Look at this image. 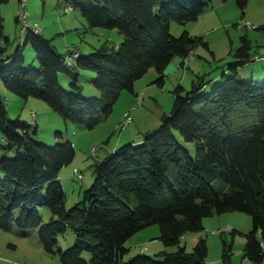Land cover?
<instances>
[{
    "label": "trees",
    "instance_id": "1",
    "mask_svg": "<svg viewBox=\"0 0 264 264\" xmlns=\"http://www.w3.org/2000/svg\"><path fill=\"white\" fill-rule=\"evenodd\" d=\"M9 1L0 0V35L5 43L10 39L4 34L2 8ZM57 1L59 7L80 12L93 29L119 31L124 42L120 46L107 42L70 65L67 57L73 53H59L42 29L40 33L26 29L23 45L13 55L4 58L5 49L0 48V77L7 92L39 99L65 122L88 130L109 119L123 93L134 94L136 83L151 69L159 75L156 84L164 87L165 71L175 57L186 61L199 44L208 47L188 32L176 38L172 25L197 22L213 0ZM236 1L244 11L251 0ZM258 30L264 32V26ZM242 42L239 60L229 66L232 76L225 74L208 94L204 77H198L189 92L178 86L173 109L163 115L156 132L146 134L141 145L125 144L94 163V183L72 209L66 206L61 173L77 157L74 144L68 141L52 148L38 142L37 120L30 124L10 119L0 92V130L7 150L16 153L0 159V228L38 230L46 252L60 256L63 264H208L207 241L201 239L188 252L181 246L182 238L204 231L206 218L240 212L250 215L254 225L245 235V259L263 263L264 83L242 81L239 75L241 68L263 58L253 60L251 41ZM28 46L35 50L40 67L26 65ZM82 71L96 74L93 85L99 95L84 96ZM60 74L68 75L70 91L63 88ZM62 136L57 133V138ZM187 144L194 145L195 154ZM75 176L78 182L85 179L79 169ZM44 209L52 213L48 223ZM155 225L164 245L178 250L159 253L163 262L144 252L126 260L127 242ZM69 230L74 245L64 251L59 241ZM232 255L233 244L225 243L223 264H232Z\"/></svg>",
    "mask_w": 264,
    "mask_h": 264
},
{
    "label": "rangeland",
    "instance_id": "2",
    "mask_svg": "<svg viewBox=\"0 0 264 264\" xmlns=\"http://www.w3.org/2000/svg\"><path fill=\"white\" fill-rule=\"evenodd\" d=\"M204 1L196 0L199 3ZM22 8L20 0H10L2 8L5 19L4 34L10 39L9 43H5L0 35V48L5 49L4 58L16 52L22 44L23 35L27 32L24 22L22 20L17 22ZM27 10L28 25L40 26L44 36L53 40L55 49L61 54L77 52L81 56H87L107 42L120 46L125 40L117 30L91 28L80 12L70 11L67 6L59 7L57 0H27ZM262 26L264 0H251L244 11L240 9L236 0H213L210 9L197 22L186 25L173 23V36L180 38L188 32L192 37L202 38L208 47L199 44L191 58L186 61L175 57L165 71L164 87L156 84L159 75L156 69H151L136 83L135 93L124 92L115 106L113 115L95 130L65 122L62 116L39 99L25 100L11 92H8L11 95L9 97L5 94L7 90L1 77L0 92L7 100L10 119L21 118L30 124L37 120L40 129L35 139L38 142L52 148L68 141L74 144L77 157L61 173V180L67 193L66 206L72 209L84 200V193L94 183V163L103 161L125 144L141 145L139 142L146 134L154 133L160 128L163 115L170 114L173 109L174 91L178 86L189 92L193 82L198 77H204L209 82L204 94H208L222 82L225 74L232 76L229 66L239 60L236 54L243 45V38H248L252 43V54L255 56L253 60L258 57L263 59L252 61L241 68L240 79L264 83V32L258 30ZM24 54L27 66L40 67L37 54L31 46L24 50ZM81 73L80 83L84 88V96L90 98L99 95V91L93 85L96 74L91 71ZM60 81L63 88L71 90L67 74H60ZM34 114H37L38 118L35 119ZM125 121H129L130 124L123 127ZM57 133H62L63 136L57 138ZM178 138L185 144L180 136ZM187 147L195 154L194 145L187 144ZM7 148L0 130V159L16 156L15 152L11 153ZM76 169L85 176L81 182H78L75 176ZM42 211L44 222H50L51 211L47 209ZM204 228L202 232L186 234L181 240V246L186 247L188 252H193L198 242L205 239L209 249L207 263L223 264L225 243L233 244L232 264H249L245 259L247 243L245 235L254 229L250 215L240 212L216 215L204 220ZM160 236L161 229L158 225L135 235L126 244L130 249L126 260L144 252L155 261L163 262V258L157 256L159 253L176 252L178 248H167L160 240ZM73 245L74 234L69 230L65 237L60 238L59 246L66 251ZM0 264L63 263L60 256L46 252L39 239L38 230L22 231L14 226L10 230L0 228Z\"/></svg>",
    "mask_w": 264,
    "mask_h": 264
},
{
    "label": "built area",
    "instance_id": "3",
    "mask_svg": "<svg viewBox=\"0 0 264 264\" xmlns=\"http://www.w3.org/2000/svg\"><path fill=\"white\" fill-rule=\"evenodd\" d=\"M21 3H22V10L19 14V18L20 20H22L25 24V28L26 29H32L33 31H35L36 33H40L41 32V28L39 26H30L28 25L27 23V18L29 17V11L27 10V0H21ZM79 57V54L77 52H74L73 55H69L67 57V63L72 65V64H75L76 60L78 59ZM258 59V58H257ZM126 124L129 123V121H125ZM79 177L80 179H83V176L79 174ZM263 247H264V244H263Z\"/></svg>",
    "mask_w": 264,
    "mask_h": 264
},
{
    "label": "crops",
    "instance_id": "4",
    "mask_svg": "<svg viewBox=\"0 0 264 264\" xmlns=\"http://www.w3.org/2000/svg\"><path fill=\"white\" fill-rule=\"evenodd\" d=\"M5 94H8V96L11 97V95H9L10 93L6 92ZM35 115H36V118H38L37 114H35ZM36 123H37V121H36ZM37 126H38V129H40V126H39L38 123H37ZM247 262H248L249 264H253V263H251L249 260H247Z\"/></svg>",
    "mask_w": 264,
    "mask_h": 264
}]
</instances>
